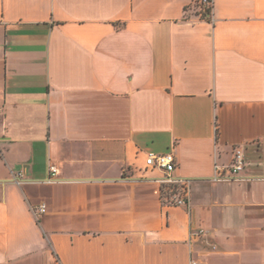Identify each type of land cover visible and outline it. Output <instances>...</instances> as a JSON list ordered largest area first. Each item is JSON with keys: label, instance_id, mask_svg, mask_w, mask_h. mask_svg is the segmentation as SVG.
Instances as JSON below:
<instances>
[{"label": "crops", "instance_id": "1", "mask_svg": "<svg viewBox=\"0 0 264 264\" xmlns=\"http://www.w3.org/2000/svg\"><path fill=\"white\" fill-rule=\"evenodd\" d=\"M193 1L0 0V264H264V0Z\"/></svg>", "mask_w": 264, "mask_h": 264}, {"label": "built area", "instance_id": "2", "mask_svg": "<svg viewBox=\"0 0 264 264\" xmlns=\"http://www.w3.org/2000/svg\"><path fill=\"white\" fill-rule=\"evenodd\" d=\"M195 9V13L201 17H211L213 13V0H194L191 4ZM191 7V6H190ZM189 7V8H190ZM243 151L240 147L235 146L233 148L232 161L228 165L214 164V179L218 181L235 179L238 173L244 167ZM145 165L150 169L161 170L164 175L158 178L161 184V198L165 204L179 205L189 210L190 200V179L174 176L173 172L177 166L176 156L173 150L166 152H147L145 154ZM51 176L48 181L54 180L56 168L50 166ZM21 172L14 179L16 183L21 182ZM34 214L45 211V204L41 203L33 207ZM204 233L203 229H199L193 232L192 235H198ZM189 264H203L195 258H191Z\"/></svg>", "mask_w": 264, "mask_h": 264}]
</instances>
